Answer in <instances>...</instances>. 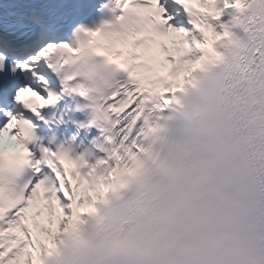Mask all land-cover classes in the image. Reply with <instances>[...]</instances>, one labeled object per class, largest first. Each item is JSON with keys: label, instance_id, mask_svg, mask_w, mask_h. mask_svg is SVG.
<instances>
[{"label": "snow or ice", "instance_id": "snow-or-ice-1", "mask_svg": "<svg viewBox=\"0 0 264 264\" xmlns=\"http://www.w3.org/2000/svg\"><path fill=\"white\" fill-rule=\"evenodd\" d=\"M85 3L110 16L77 24L71 38L54 34L43 0H9L4 14L0 30L29 54L0 50V264L38 244L35 264H79L90 218L149 136L170 126L165 114L184 110L190 89L210 87L245 39H264V0H198L203 13L191 0ZM61 158L75 165V189ZM42 206L46 225L31 217Z\"/></svg>", "mask_w": 264, "mask_h": 264}, {"label": "clouds", "instance_id": "clouds-1", "mask_svg": "<svg viewBox=\"0 0 264 264\" xmlns=\"http://www.w3.org/2000/svg\"><path fill=\"white\" fill-rule=\"evenodd\" d=\"M212 220L210 209L202 202L192 199L170 209L168 227L179 235L194 237Z\"/></svg>", "mask_w": 264, "mask_h": 264}, {"label": "bare ground", "instance_id": "bare-ground-1", "mask_svg": "<svg viewBox=\"0 0 264 264\" xmlns=\"http://www.w3.org/2000/svg\"><path fill=\"white\" fill-rule=\"evenodd\" d=\"M169 42H168L167 46H171V44ZM68 173L70 174V170H69ZM69 179L72 180V186L75 189L76 181L73 180L72 179V176H70V175H69ZM34 210H36V209H34ZM55 211H56V208L54 207V209H53V213H54V215H53V221H54L53 227L56 226V222H55ZM42 213L43 214L39 217L38 221H37L36 218H33L37 223H40L41 224L42 219L45 220V218L47 217V215H46V213H47L46 208H45V211L42 212ZM40 219H41V221H40ZM33 234H34L35 237H41L42 236V234L39 232V230L38 229H35V228H33ZM17 235H19L21 237V239H23V235L21 233H19L18 231H17ZM29 251H32V253H33L32 259H36L37 256H38V254H39V244L37 245V248L36 249H29L28 248L27 251H25V248L24 249H21L20 252L18 253L17 257L15 258L16 261L19 262V261H22L24 258H26L28 256V252Z\"/></svg>", "mask_w": 264, "mask_h": 264}, {"label": "rangeland", "instance_id": "rangeland-1", "mask_svg": "<svg viewBox=\"0 0 264 264\" xmlns=\"http://www.w3.org/2000/svg\"><path fill=\"white\" fill-rule=\"evenodd\" d=\"M44 225H46V223H44ZM26 248H28V247H26ZM25 250H26V249H25ZM26 261H27V259L24 258V259L22 260L21 264H26ZM16 264H17V261H16Z\"/></svg>", "mask_w": 264, "mask_h": 264}]
</instances>
